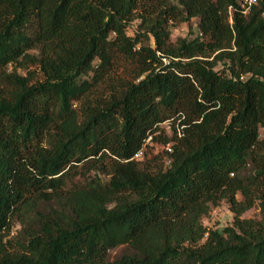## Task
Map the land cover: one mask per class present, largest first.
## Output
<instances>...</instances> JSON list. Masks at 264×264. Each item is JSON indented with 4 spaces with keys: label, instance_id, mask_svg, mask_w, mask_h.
Segmentation results:
<instances>
[{
    "label": "trees",
    "instance_id": "obj_1",
    "mask_svg": "<svg viewBox=\"0 0 264 264\" xmlns=\"http://www.w3.org/2000/svg\"><path fill=\"white\" fill-rule=\"evenodd\" d=\"M242 1L0 0V264H264V2Z\"/></svg>",
    "mask_w": 264,
    "mask_h": 264
},
{
    "label": "rangeland",
    "instance_id": "obj_2",
    "mask_svg": "<svg viewBox=\"0 0 264 264\" xmlns=\"http://www.w3.org/2000/svg\"><path fill=\"white\" fill-rule=\"evenodd\" d=\"M140 20L136 19L132 22L129 33L134 35L136 29L138 27ZM198 22L199 18L195 17L190 22H182L178 24L176 27L172 29L171 40L176 42L180 38H194L198 33ZM223 64H218L217 69H222ZM167 130H170L169 122L163 124ZM92 175L94 176L95 173L93 172ZM241 198V195H239ZM244 218H252V219H261V210L259 204L255 205L250 210L246 211L243 214ZM234 222V213L230 210L229 205L226 201H221L218 206H214L211 208L209 214L204 217V224L207 225L209 228L212 229H222L227 226H232ZM21 229V225L19 223H15L11 236L13 237L17 234V232ZM123 246H120L111 251V257H115L116 255L120 254L124 251Z\"/></svg>",
    "mask_w": 264,
    "mask_h": 264
},
{
    "label": "built area",
    "instance_id": "obj_3",
    "mask_svg": "<svg viewBox=\"0 0 264 264\" xmlns=\"http://www.w3.org/2000/svg\"><path fill=\"white\" fill-rule=\"evenodd\" d=\"M264 2V0H243L241 3V8L245 14L250 12L256 5H258L260 2ZM170 123V122H169ZM169 150H171L170 145L167 146ZM143 155V150H140L136 154V158H139Z\"/></svg>",
    "mask_w": 264,
    "mask_h": 264
}]
</instances>
